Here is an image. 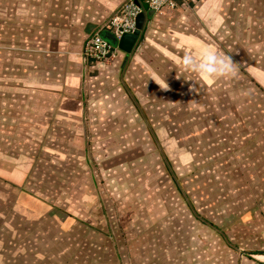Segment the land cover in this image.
Here are the masks:
<instances>
[{"label": "crops", "instance_id": "obj_1", "mask_svg": "<svg viewBox=\"0 0 264 264\" xmlns=\"http://www.w3.org/2000/svg\"><path fill=\"white\" fill-rule=\"evenodd\" d=\"M125 1L0 0V111L6 110L0 116V125L20 128L25 142L49 144L46 149L39 148V157L55 155V191L63 185L71 188L73 193L64 196H71V202L63 212L75 224L89 222L74 213L80 176L85 180L89 168L79 163L63 166L64 159L91 158L95 163L100 159L102 174L106 169L125 175L126 167L139 158L138 147L129 146L143 137V127L150 128L146 135L151 141L172 144V155L178 163L182 157L184 164L176 169L178 174H197L200 182L208 175L209 181L200 183L201 191L215 193L205 194L196 203L174 182L181 193L179 200L153 202L171 207V212L161 206L163 211L157 215H116L112 219L103 215L104 222L113 221L117 232L86 230L90 237L96 235L91 239L103 238L105 242L71 247L27 245L12 251L0 248V256L23 257L11 264H264V121L261 134L199 141L196 173V153L186 147L175 155L177 140L187 142L186 137L192 135L189 112L196 105L195 96L220 92L223 80H197L195 84L184 80L187 75L178 78V58L205 44L222 48L223 42L216 35L224 16L222 10L252 8L255 0H175L173 7L164 6L146 19L131 55L126 57L118 49L114 57L103 60L86 56L87 38L104 30L106 21ZM136 1L142 6L145 0ZM164 81L167 88H162ZM261 88L264 104V83ZM159 94L167 98L158 105ZM144 96H149L146 102ZM197 103L200 109L202 104ZM116 109L118 115L112 118L111 111ZM162 109L167 113L159 122L156 111ZM176 110L183 112L178 122L174 121ZM147 111L154 112L150 123L145 117ZM205 122L200 120L201 127ZM161 126L164 131L158 129ZM183 126L189 127L180 133L178 128ZM111 128L116 130L112 132ZM43 163L32 167L14 164L12 173L7 172L22 177L25 173L41 174L42 166L50 167L47 161ZM165 164L153 169L151 175L177 174ZM185 166L193 168L185 172ZM63 176H70V186ZM139 177L129 176V180L136 185L141 183ZM13 181L19 185L21 197L17 196V201L24 216L39 219L42 206L38 205L49 207V203L35 197L27 184ZM17 201L15 204L20 205ZM175 201L187 208L185 214L174 211ZM0 264H8V260Z\"/></svg>", "mask_w": 264, "mask_h": 264}, {"label": "rangeland", "instance_id": "obj_2", "mask_svg": "<svg viewBox=\"0 0 264 264\" xmlns=\"http://www.w3.org/2000/svg\"><path fill=\"white\" fill-rule=\"evenodd\" d=\"M243 3L245 4V2ZM241 5L242 3L238 6ZM236 9L222 10V15L224 16H222L221 27L216 30V35L223 42V46L220 49L229 54L233 61L235 60L234 62L237 63L239 76L236 79H223L222 90L214 95L195 96L196 105L189 112L191 113L192 135L191 137H186L188 139L187 142H184L183 139H178V142L175 143L176 156L180 152L178 149L182 151L186 147L192 153H196L194 159L196 164L195 173L199 163V141L213 140L215 142L220 137L236 139L247 134H258L259 132L261 134L263 129L264 104L262 103L263 91L261 87L264 83V0H255L252 8L248 5V8L244 6L236 7ZM237 57L239 59L238 62L236 61ZM230 91L231 94H228ZM132 98H134L133 95ZM166 98L165 95L159 94L157 96L158 105L159 103H165ZM145 99H149V96H144L143 102H146ZM200 99L202 100L200 101ZM197 102L202 104L200 109ZM116 103L118 102L116 101ZM2 112L6 114V110L1 109L0 116H2ZM152 113L154 114V112H146L147 123L151 122ZM166 113L165 109L156 111L159 122L165 120ZM110 115L112 118H116L118 115L117 109L112 110ZM199 118L206 121L205 126L201 127ZM180 119H183V112L182 110H176L174 121ZM143 123L146 125V122ZM163 123H166V121ZM188 127L183 126L178 129H180V133H183L182 131H187ZM19 129L17 126L0 125V248L3 249H11L12 251L17 248L22 250L27 245L71 247L73 245L82 246L83 243L87 242L89 243L86 245H94L96 241L101 243L103 238L100 240H95L97 237L91 239L96 235L90 237L91 235L87 234L86 230L91 229L96 233L118 231L113 221L111 223L104 222L103 215H109L111 219L116 215H125L126 217H139L146 214L157 215L163 211H160L161 206L171 212V207L165 204L160 205L161 203L159 204L160 206H157L153 202L165 201L169 198L179 200L181 193L177 190V187L175 189L173 186L174 182L180 185V190L187 198H191L196 203L199 198H205V194L212 195L215 193V191H201L200 183L209 181L208 175L200 182L197 174H178L176 169L178 170V166L184 164L182 163V157L180 156L178 163L176 157L172 155V144L165 141H151L146 135L150 128L143 127L140 131L143 137H140L135 141V144L131 143L129 146L136 145L138 147L137 155L139 158L126 167L125 175L118 174L117 170L107 172L106 169L104 174H102L101 170H99V168H102L101 164H99L100 159H98L99 162L97 163L93 162L89 157V159L83 158L77 161L73 159L69 162H67L68 159H64L63 166L79 163L85 164L89 168V172L85 173V180L83 176H80L78 184L80 190L78 192L79 202L74 204V206L77 205L74 208L75 210L72 208L74 213L78 214L77 216L80 220L89 222L79 221V224H75L68 220L66 218L67 214L63 212L64 209L69 208L71 196L69 198L64 196L73 193L71 188H65L63 185L62 188L58 186L59 190L55 191L53 184L55 178L54 166L57 163L55 155H47L46 158L39 157L41 155L39 154V148L46 149L45 147L49 144L44 141L40 143L35 141L25 142L24 136ZM158 129L164 131L165 127L161 126ZM111 130L113 132L116 129L111 128ZM136 132H139V130ZM139 136L141 135L139 134ZM27 139L30 140L31 138L27 137ZM167 155L171 158L170 163ZM39 161L42 164H44V161L50 164V167L47 166V168L42 166V171L39 169L41 174H38V172L32 175L25 173L23 177L18 174L14 176L8 174L13 171L11 165L32 167L34 163L37 164ZM140 161H143V163ZM163 162L169 163L168 167L172 169L171 172L177 173L172 174L174 178L171 175L170 179L167 174L163 175L162 173L159 176L151 175L153 169L165 167L164 165L166 164ZM192 168L193 166H190V168L186 167L185 172H189L188 170H192ZM139 175L141 183L138 182L135 185L131 179L129 180V176L134 178V176ZM8 179H11V181ZM15 179L18 184L30 186L34 190L32 193H34L35 197L49 203V207L37 204L39 207L42 206L40 207L41 209H38L42 212V216L39 219L30 218L28 214L24 216L20 201H17V196L21 197V192L18 191L19 185L13 183ZM63 181H66L65 183L70 186V176H63ZM82 187L84 190L81 189ZM62 194L63 198H61ZM15 200L20 205L15 204ZM65 203H68V205ZM174 205V211L177 214L186 213L187 208L181 206L182 204H179V201H175ZM194 210L196 211L197 208H194ZM84 224H88L91 227L85 228ZM124 229L127 230V228ZM83 231L85 232L83 233ZM40 234L45 235L41 238L36 237V235L39 236ZM36 239H39V241ZM12 246L14 247L12 248ZM22 258L21 256L17 257V255L9 256L5 253L3 257L0 256V262L8 260V264L17 263Z\"/></svg>", "mask_w": 264, "mask_h": 264}, {"label": "clouds", "instance_id": "obj_3", "mask_svg": "<svg viewBox=\"0 0 264 264\" xmlns=\"http://www.w3.org/2000/svg\"><path fill=\"white\" fill-rule=\"evenodd\" d=\"M176 66L180 70L179 77L187 75L188 81L195 84L199 81H215L220 79H236L239 76V67L226 52L207 44L201 45L195 50L189 49L177 60ZM192 87V85H189ZM167 84L164 81V87Z\"/></svg>", "mask_w": 264, "mask_h": 264}, {"label": "built area", "instance_id": "obj_4", "mask_svg": "<svg viewBox=\"0 0 264 264\" xmlns=\"http://www.w3.org/2000/svg\"><path fill=\"white\" fill-rule=\"evenodd\" d=\"M149 8L155 12H159L164 6L173 7L175 0H145ZM142 6L136 0H127L123 2L117 12L113 14L104 24V30L113 32L117 38L123 33H131L136 29L135 19L142 12ZM97 31L87 38L84 45V53L86 56L103 60L112 58L116 54L118 48L110 45L107 41L100 37Z\"/></svg>", "mask_w": 264, "mask_h": 264}, {"label": "water", "instance_id": "obj_5", "mask_svg": "<svg viewBox=\"0 0 264 264\" xmlns=\"http://www.w3.org/2000/svg\"><path fill=\"white\" fill-rule=\"evenodd\" d=\"M142 8V12L138 14L135 19L136 29L133 32L123 33L119 38L109 30H102L100 32V37L102 39L107 41L110 45L116 46L126 57L132 54L140 41L146 19L154 14V10L149 8L147 1H143Z\"/></svg>", "mask_w": 264, "mask_h": 264}]
</instances>
